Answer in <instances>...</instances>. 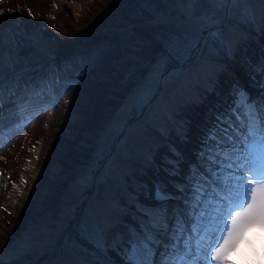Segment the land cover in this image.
Segmentation results:
<instances>
[{"label": "rangeland", "instance_id": "1", "mask_svg": "<svg viewBox=\"0 0 264 264\" xmlns=\"http://www.w3.org/2000/svg\"><path fill=\"white\" fill-rule=\"evenodd\" d=\"M0 9V82L72 56L86 69L49 105L28 154L0 161V264H121L85 229L115 248L137 223V202L156 204V183L174 191L170 149L194 160L233 85L257 95L250 74L264 60V0H4ZM212 26L216 44L206 39ZM176 45L191 51L170 58ZM255 232L264 257V231Z\"/></svg>", "mask_w": 264, "mask_h": 264}, {"label": "snow or ice", "instance_id": "2", "mask_svg": "<svg viewBox=\"0 0 264 264\" xmlns=\"http://www.w3.org/2000/svg\"><path fill=\"white\" fill-rule=\"evenodd\" d=\"M206 39L216 44L221 34L212 26ZM190 51L176 45L168 55L179 60ZM250 78L257 95L233 85L210 113L194 160L170 149L172 156L164 163L168 175L178 177L169 181L174 191L156 183L150 193L156 204L137 202V223L119 234L115 248L102 232L85 229L95 248L116 251L121 264H264L254 246L255 230L264 231V60L251 65ZM18 115L19 124L12 129L0 120V150L14 130L33 118L23 107ZM185 163L186 170L181 167Z\"/></svg>", "mask_w": 264, "mask_h": 264}, {"label": "trees", "instance_id": "3", "mask_svg": "<svg viewBox=\"0 0 264 264\" xmlns=\"http://www.w3.org/2000/svg\"><path fill=\"white\" fill-rule=\"evenodd\" d=\"M121 37L126 38L128 36L122 35ZM126 54L132 57L137 55L134 51H128ZM40 64L36 66L39 68L35 71L31 69L17 73H6L7 75L3 76L8 77L7 79L10 78L9 81L0 82V120H2L5 129H12L14 125L19 124L21 117L18 115V110L21 107H23L25 115L31 116L46 104H51L58 99L66 90L65 88L78 80L82 72L86 70L74 56L61 66H57L53 60H47L46 63L39 66ZM93 66L94 72L91 71V73L97 74L100 68L96 65ZM41 111L34 115H38ZM4 139L6 140L7 137ZM54 228L42 239V244L50 243L57 230ZM37 235L40 237L39 233ZM33 242L36 243L34 239H32V244Z\"/></svg>", "mask_w": 264, "mask_h": 264}, {"label": "bare ground", "instance_id": "4", "mask_svg": "<svg viewBox=\"0 0 264 264\" xmlns=\"http://www.w3.org/2000/svg\"><path fill=\"white\" fill-rule=\"evenodd\" d=\"M41 112L39 114H41ZM38 115L32 116L33 118L30 120V123H28L26 127L21 130L22 132L18 137L8 145V149L0 152V157H3V159H0L1 162L9 164L18 161L23 154L26 153L29 145L34 142L37 133L42 130L39 125Z\"/></svg>", "mask_w": 264, "mask_h": 264}]
</instances>
